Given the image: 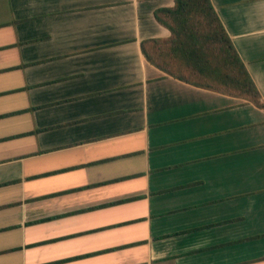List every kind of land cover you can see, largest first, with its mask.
<instances>
[{
	"label": "crops",
	"instance_id": "obj_1",
	"mask_svg": "<svg viewBox=\"0 0 264 264\" xmlns=\"http://www.w3.org/2000/svg\"><path fill=\"white\" fill-rule=\"evenodd\" d=\"M264 104V0H210ZM174 0H0V264H264V105L151 63Z\"/></svg>",
	"mask_w": 264,
	"mask_h": 264
},
{
	"label": "trees",
	"instance_id": "obj_2",
	"mask_svg": "<svg viewBox=\"0 0 264 264\" xmlns=\"http://www.w3.org/2000/svg\"><path fill=\"white\" fill-rule=\"evenodd\" d=\"M154 17L170 35L141 42L149 63L193 86L264 105L210 0H174Z\"/></svg>",
	"mask_w": 264,
	"mask_h": 264
}]
</instances>
